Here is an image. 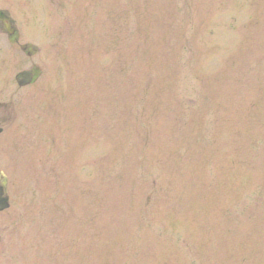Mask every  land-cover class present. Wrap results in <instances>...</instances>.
Segmentation results:
<instances>
[{"label": "rangeland", "instance_id": "obj_1", "mask_svg": "<svg viewBox=\"0 0 264 264\" xmlns=\"http://www.w3.org/2000/svg\"><path fill=\"white\" fill-rule=\"evenodd\" d=\"M0 8V264H264V0Z\"/></svg>", "mask_w": 264, "mask_h": 264}, {"label": "water", "instance_id": "obj_2", "mask_svg": "<svg viewBox=\"0 0 264 264\" xmlns=\"http://www.w3.org/2000/svg\"><path fill=\"white\" fill-rule=\"evenodd\" d=\"M0 31L2 33L8 34L9 36L16 34V29L13 25L10 12L7 9H0ZM15 40H17V38H15ZM20 48L22 50H26L28 45L21 44ZM31 49L32 51H37V48L34 46H32ZM30 53L31 52H28V54ZM15 79L20 86H25L32 80V71L29 69L22 70L16 74ZM5 184L6 179L2 181V186H0V210H3L9 206L8 195L5 194Z\"/></svg>", "mask_w": 264, "mask_h": 264}, {"label": "flooded vegetation", "instance_id": "obj_3", "mask_svg": "<svg viewBox=\"0 0 264 264\" xmlns=\"http://www.w3.org/2000/svg\"><path fill=\"white\" fill-rule=\"evenodd\" d=\"M5 121L0 119V127L2 128V131L4 130ZM3 152V147L0 146V154ZM1 161V159H0ZM12 166V164H10ZM6 178V193L8 194V177L4 173V170L2 168L1 162H0V186H2V181ZM9 196V195H8Z\"/></svg>", "mask_w": 264, "mask_h": 264}]
</instances>
